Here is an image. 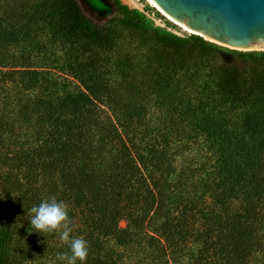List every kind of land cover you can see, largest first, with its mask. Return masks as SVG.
Here are the masks:
<instances>
[{
  "label": "trees",
  "instance_id": "trees-1",
  "mask_svg": "<svg viewBox=\"0 0 264 264\" xmlns=\"http://www.w3.org/2000/svg\"><path fill=\"white\" fill-rule=\"evenodd\" d=\"M111 4L110 18L82 0H39L0 17V264H64L59 235L30 229V209L52 196L69 206L72 236L88 242L86 264H137L119 249L133 244L140 264L259 262L264 68L252 53L225 57L203 37ZM116 21L137 29L145 50L139 63L127 52L113 85V66L88 57L116 47ZM21 43L29 53L50 49L53 69L55 49L67 44L80 88L33 66L29 53L5 52ZM107 103L115 118L102 115ZM190 145L206 159L188 163Z\"/></svg>",
  "mask_w": 264,
  "mask_h": 264
},
{
  "label": "rangeland",
  "instance_id": "rangeland-1",
  "mask_svg": "<svg viewBox=\"0 0 264 264\" xmlns=\"http://www.w3.org/2000/svg\"><path fill=\"white\" fill-rule=\"evenodd\" d=\"M39 0H0V17H3V21L6 19L11 18L9 16L13 10L18 11L22 6H26L30 3H34ZM123 3L127 4L131 9H137L141 13L145 15L147 20L155 27L163 28L166 29L172 33H175L181 37H191L193 35H198L193 33V31L181 26L180 24L170 20L169 18L165 17V15L152 3L151 0H121ZM84 6L93 11L95 14H97L100 17L103 18H110L113 15H115L117 12L114 10L111 2L112 0H82ZM18 9V10H17ZM111 27H112V32L116 36V47L112 50H102L98 49L97 52L99 54L95 56V53L92 55L94 56H89V59L95 58V57H101L104 62H106L107 65L113 66L112 68H109V73L110 76L106 80L114 85V81L117 83H120V70H119V62L124 59L128 54L127 52L131 53H136L137 55H132L134 56V59L137 61L136 63H139V59L141 57V54L144 52L145 49L139 46V43L141 42V35L138 32L137 29L131 28L128 26L122 25L120 22H111ZM200 36V35H198ZM202 37V36H200ZM43 38H50V35H43ZM204 38V37H203ZM207 40L206 38H204ZM215 45H220L224 48V56L225 57H232L233 54H239L243 52H249L254 55V61L258 65L259 68L263 67L264 68V50H240V49H235L226 45H223L221 43H217L215 41H210ZM49 44V43H47ZM138 46L140 47L141 50L138 49ZM8 53H16L17 55H20V52L28 55L29 50H25L23 43H21L18 47L15 46H10L9 48L6 49ZM57 52L56 55V60L54 63L57 64V66H53L55 69L51 68V65H48L49 60L46 58L51 57L52 52H50V49L47 51L39 50L38 54L36 53H29L31 61V64L35 67L38 68H51L53 71L54 76L63 83V86L70 88V89H75L78 90L80 88V82L79 79L75 77L74 73L72 72V69L69 67V63L71 62L70 59H72V54L68 49L67 44H59V47L55 49ZM141 52L140 54H138ZM54 56V55H53ZM52 56V57H53ZM74 60V59H73ZM79 61H81L79 59ZM141 68L137 67L135 69V72L138 74L140 77L141 74ZM108 71V70H107ZM108 77V75H106ZM3 84V82H1ZM118 86V85H117ZM8 87H11V93L15 92L17 90V87L15 86L13 82V86L10 84ZM65 88H62V91H64ZM123 89V88H119ZM14 90V91H12ZM102 115L103 116H108L111 115V117L115 118V114H113V110L109 108L108 103L102 105L101 109ZM149 122L152 124H156L155 119H151ZM200 145V144H198ZM190 150L189 152H185L183 155L187 156L188 154L190 155H196L195 158L193 157H188L187 162L189 161H199L205 160L206 159V154H203L204 150L202 146H197V145H190ZM208 154V153H207ZM208 156V155H207ZM188 162V163H189ZM187 164V163H186ZM197 166V164H192V165H187L189 168H193ZM198 172H201V170H198ZM203 172V170H202ZM197 176L194 177L196 179ZM194 179H190L189 183L196 182ZM193 188V187H192ZM190 188L191 190H193ZM214 197L211 196L210 199H213ZM210 201V200H209ZM209 203V202H208ZM127 220H122L120 222L121 227H125L127 225ZM141 246L138 244H133L129 247H119L120 250L124 251V253L128 255H135L132 258L127 257V262L129 261L130 263H138V260L142 257V251H141ZM264 252H260L259 256L261 258L259 259V262L255 261V264H264V260L262 259V254Z\"/></svg>",
  "mask_w": 264,
  "mask_h": 264
},
{
  "label": "water",
  "instance_id": "water-1",
  "mask_svg": "<svg viewBox=\"0 0 264 264\" xmlns=\"http://www.w3.org/2000/svg\"><path fill=\"white\" fill-rule=\"evenodd\" d=\"M170 20L207 40L264 50V0H151Z\"/></svg>",
  "mask_w": 264,
  "mask_h": 264
},
{
  "label": "clouds",
  "instance_id": "clouds-1",
  "mask_svg": "<svg viewBox=\"0 0 264 264\" xmlns=\"http://www.w3.org/2000/svg\"><path fill=\"white\" fill-rule=\"evenodd\" d=\"M30 229L47 236L57 234L68 245L69 251L59 253L64 264H86L89 255L88 242L81 237L72 236L73 222L69 216V206L55 196L41 201L30 209ZM30 231V230H29Z\"/></svg>",
  "mask_w": 264,
  "mask_h": 264
}]
</instances>
